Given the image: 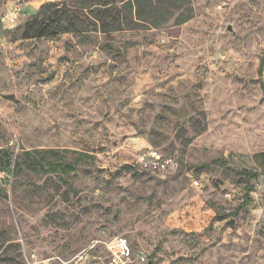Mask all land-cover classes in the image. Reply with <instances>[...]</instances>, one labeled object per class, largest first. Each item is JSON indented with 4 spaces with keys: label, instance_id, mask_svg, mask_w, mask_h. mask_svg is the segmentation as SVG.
I'll return each instance as SVG.
<instances>
[{
    "label": "rangeland",
    "instance_id": "rangeland-1",
    "mask_svg": "<svg viewBox=\"0 0 264 264\" xmlns=\"http://www.w3.org/2000/svg\"><path fill=\"white\" fill-rule=\"evenodd\" d=\"M69 1L0 0V264H264V0L24 37Z\"/></svg>",
    "mask_w": 264,
    "mask_h": 264
},
{
    "label": "trees",
    "instance_id": "trees-1",
    "mask_svg": "<svg viewBox=\"0 0 264 264\" xmlns=\"http://www.w3.org/2000/svg\"><path fill=\"white\" fill-rule=\"evenodd\" d=\"M169 3L170 8L177 11L175 18L176 24H182L189 21L194 16V10L191 0H158ZM119 2L121 4L119 5ZM147 6H151L149 10ZM152 0H71L61 5L56 2L42 4L40 11L27 20L24 26V37L37 38L44 36L57 35L64 32L85 33L101 32L112 33L126 29H140L146 27V22L156 25L158 22H150L149 16L159 7H152ZM163 23L168 18L165 16ZM264 56L259 65V75L263 77ZM264 89V79L261 80ZM2 106L5 104L0 100V147L9 143L13 136V129L5 121L6 115L2 113ZM13 126L17 129L16 120H12ZM54 155H58L57 150H50ZM34 154L40 152L34 151ZM30 155V152L26 153ZM64 158V156H63ZM66 163V161H64ZM69 165V164H68ZM50 171H57L51 169ZM256 177V175H255Z\"/></svg>",
    "mask_w": 264,
    "mask_h": 264
},
{
    "label": "built area",
    "instance_id": "built-area-1",
    "mask_svg": "<svg viewBox=\"0 0 264 264\" xmlns=\"http://www.w3.org/2000/svg\"><path fill=\"white\" fill-rule=\"evenodd\" d=\"M151 155L155 157L154 163L157 166H160L161 164H162V166H166L172 160V159H163L161 157V155H159L157 152H152ZM119 244H120V247H121V249L123 251V254L130 255L132 253V249L129 246V244H128L126 239H124V238L121 239Z\"/></svg>",
    "mask_w": 264,
    "mask_h": 264
}]
</instances>
